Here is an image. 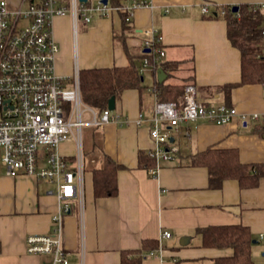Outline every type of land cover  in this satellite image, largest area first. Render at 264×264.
I'll use <instances>...</instances> for the list:
<instances>
[{"label":"crops","instance_id":"0c3cea01","mask_svg":"<svg viewBox=\"0 0 264 264\" xmlns=\"http://www.w3.org/2000/svg\"><path fill=\"white\" fill-rule=\"evenodd\" d=\"M95 5L100 0H87ZM134 0H123L124 4ZM131 18L132 30L126 37L129 48L148 53V29L162 36L165 62L178 63L173 75L164 69L168 84L197 87V97L207 105L225 104V96L215 88L239 82L241 52L227 36V23L210 19L202 7L264 4V0H145ZM85 3V2H84ZM54 34L60 44L56 72L68 77L75 70L126 67L129 56L114 39L122 35L118 11L107 16L99 12L92 20L71 15L54 20ZM149 54V53H148ZM143 59L138 62L139 67ZM161 68V67H160ZM159 69V68H158ZM153 70L143 74L142 93L128 89L116 100L115 115L120 118L99 128H86L83 198L73 197L70 212L63 214V247L71 264H122L123 252L142 249V242L153 239L159 249L143 253L142 264H217L233 255L232 248L204 246L202 231L207 227L242 225L251 230L254 264H264V178L256 188H241L236 180H226L218 188L210 185L209 170L193 164L195 155L208 148L237 149L242 163H264V137L253 132L254 121L243 125L240 118L228 124H212L203 119L183 122L171 130L173 145L179 148L172 161L162 162L158 176L139 167V152L154 147L144 121L153 115L156 98ZM149 74L146 81L144 74ZM160 82V81H158ZM208 89L209 92H203ZM230 106L240 113H264V85H244L230 95ZM228 106V105H227ZM229 106V107H230ZM263 123V122H262ZM72 160V139L61 146ZM103 152L124 168L118 171L116 197L94 196L92 169L103 165ZM53 191L54 193H50ZM55 185L34 176H8L0 167V264H51L50 255L28 254L26 239L44 236L54 230L55 216L63 201ZM164 232L171 237L165 238ZM156 251V256L147 255Z\"/></svg>","mask_w":264,"mask_h":264},{"label":"built area","instance_id":"2783aa9c","mask_svg":"<svg viewBox=\"0 0 264 264\" xmlns=\"http://www.w3.org/2000/svg\"><path fill=\"white\" fill-rule=\"evenodd\" d=\"M148 5L134 0L123 10L133 14ZM202 9L206 15L214 14L208 5ZM110 10L117 8L102 0L89 6L81 0H21L18 6L0 0V162L8 176L31 175L55 185V194L63 202L52 218L54 230L26 239L28 254L50 255L51 264H71L63 247L62 215L71 210L68 201L73 197L82 199L84 194L83 129L99 128L120 118L108 109L97 113L82 100L78 70L70 77L56 72L60 44L54 34V20L71 15L73 22L83 18L88 23L95 12L107 16ZM219 14L224 15L225 11L215 12L216 16ZM145 34L151 59L143 60L142 71L155 67L166 56L158 31L148 29ZM183 98V104L156 99L153 115L137 122L138 126L147 123L154 143L148 154L156 165L147 169L155 177L162 162L176 157L179 148L170 142L171 130L183 122L203 119L221 125L237 117L243 125L249 120L264 121V113L243 114L234 106L207 105L199 100L197 87L192 83L185 86ZM87 113L91 119H87ZM71 138L75 144L74 160H69L61 149ZM163 236L169 238L171 233L164 232ZM147 255L156 256L157 252Z\"/></svg>","mask_w":264,"mask_h":264},{"label":"trees","instance_id":"16d2710c","mask_svg":"<svg viewBox=\"0 0 264 264\" xmlns=\"http://www.w3.org/2000/svg\"><path fill=\"white\" fill-rule=\"evenodd\" d=\"M123 0H108L111 8H117L122 18V35H115L114 39L120 43L129 56V64L126 67H111L97 69H82L80 72V86L82 99L97 113L108 108L109 99L114 96L118 100L128 89H138L140 93L146 90L143 84V74L138 62L141 58L150 57L144 51L135 52L129 48L126 41L127 35L132 30L130 13L123 10ZM141 1V0H136ZM90 2L86 1L85 6ZM237 13L232 6L214 7V14L208 15L210 19H222L227 23V36L232 45L241 52V76L239 82L225 84L215 90L221 91L225 96L226 104L230 106V95L233 89L244 87V85H264V7L259 4H241ZM224 10L225 14L219 16L215 12ZM179 64L165 62L154 67L153 75L156 77L158 68L164 69L173 75L179 70ZM154 96L161 101L183 102L185 85L168 84L155 81ZM198 91V90H197ZM209 92L203 89V92ZM253 132L264 137V123H255ZM139 167H155L156 161L146 151L139 152ZM103 165L92 169L94 174V196L113 198L119 193L118 171L124 167L113 158L103 152ZM193 164L205 167L209 170L210 185L218 188L226 180H236L241 188H256L264 178V163L244 164L240 159L237 149H213L208 148L202 153L195 155ZM204 246L214 248H232L233 255L220 258L217 264H254L252 257L253 237L250 228L242 225L207 227L202 231ZM142 249L133 253H122V264H142L143 253L159 249L157 240L146 239L142 242Z\"/></svg>","mask_w":264,"mask_h":264},{"label":"bare ground","instance_id":"6f19581e","mask_svg":"<svg viewBox=\"0 0 264 264\" xmlns=\"http://www.w3.org/2000/svg\"><path fill=\"white\" fill-rule=\"evenodd\" d=\"M136 1V0H135ZM141 1H144V2H147V3H149L148 1H145V0H141ZM139 2V1H138ZM127 4H130V3H127ZM124 5H126V4H124ZM150 5V4H149ZM148 5V6H149ZM259 5H261L262 7H264V4H259ZM147 6V7H148ZM144 7H146V6H144ZM139 8H141V7H139ZM125 10V9H124ZM138 9H136L135 10V12L137 11ZM129 12V11H128ZM135 12L133 13V14H131L130 12V16H129V20H131V18L134 16V14H135ZM235 13H237V12H235ZM78 21H79V19L77 20V21H75L74 22V26L76 27L77 26V24H78ZM155 29V28H154ZM153 29V30H154ZM155 30H157V29H155ZM158 31V30H157ZM158 33L161 35V33L158 31ZM145 34V33H144ZM146 35V34H145ZM162 37V36H161ZM147 39H148V36L146 35V41H147ZM163 42V41H162ZM145 47H146V42H145ZM160 47H162V49L164 50V47L162 46V44L160 45ZM146 49L148 50L147 52L149 53V55H150V57H146V58H149V59H151V51H150V49L149 48H147L146 47ZM164 52H165V50H164ZM164 58V57H163ZM163 58L161 59V61L157 64V65H159L160 63H162V60H163ZM145 59V58H144ZM143 59V60H144ZM142 65H143V63H142ZM142 65H141V68H142ZM156 66V65H155ZM151 67V66H150ZM141 68H140V70H141ZM150 69H152V70H154V67H151V68H145L143 71L141 70V72L142 73H144L145 71H147V70H150ZM162 69V68H161ZM68 77H70V76H68ZM79 83H80V73H79ZM81 93H82V90H81ZM83 100V99H82ZM161 101V100H160ZM85 102V101H84ZM163 102H168V101H163ZM183 102H184V99H183ZM183 102L182 103H180V104H183ZM179 103V102H178ZM229 107V106H228ZM108 110H110L109 108H107ZM106 110V109H105ZM248 114V113H247ZM232 121V120H231ZM241 121V120H240ZM249 121H251V120H249ZM260 121H262V120H260ZM260 121H258V122H260ZM263 123H264V121H262ZM230 123V122H229ZM228 124V123H227ZM247 124V123H246ZM83 159H84V155H83ZM174 159V158H173ZM172 161V160H171ZM84 162H85V159H84Z\"/></svg>","mask_w":264,"mask_h":264},{"label":"water","instance_id":"95a60500","mask_svg":"<svg viewBox=\"0 0 264 264\" xmlns=\"http://www.w3.org/2000/svg\"><path fill=\"white\" fill-rule=\"evenodd\" d=\"M82 2H86L87 0H81ZM105 4H108V0H102ZM233 11L234 12H238L239 11V7L238 6H233ZM163 77H165V73H164V70L159 68L158 70V81L162 82L163 81ZM142 80H143V77H142ZM109 104H108V108L113 111L116 109V100H115V97L112 96L110 99H109ZM255 242V241H254Z\"/></svg>","mask_w":264,"mask_h":264},{"label":"rangeland","instance_id":"374dc122","mask_svg":"<svg viewBox=\"0 0 264 264\" xmlns=\"http://www.w3.org/2000/svg\"><path fill=\"white\" fill-rule=\"evenodd\" d=\"M8 2L11 4V5H13V6H18L20 3H21V0H8ZM144 77L146 78V81L147 80H149V74L148 73H146V74H144ZM86 116H87V119H91L92 118V115H89L88 113L86 114ZM86 128H96V127H84V131H83V139H82V145H83V147H84V154H85V145H84V143H85V135H84V132H85V129ZM72 140H73V138H71ZM2 153V151L0 150V154ZM84 159H85V156H84ZM72 160H74L73 158H72ZM86 163V162H85ZM0 167H3V165L1 164V162H0ZM4 169H5V167H3ZM5 171H6V169H5ZM87 175L88 174H86L85 175V184H86V182H87Z\"/></svg>","mask_w":264,"mask_h":264}]
</instances>
